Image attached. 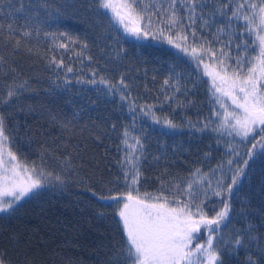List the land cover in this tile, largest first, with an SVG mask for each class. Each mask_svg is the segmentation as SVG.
<instances>
[{
    "label": "trees",
    "instance_id": "trees-1",
    "mask_svg": "<svg viewBox=\"0 0 264 264\" xmlns=\"http://www.w3.org/2000/svg\"><path fill=\"white\" fill-rule=\"evenodd\" d=\"M37 2L39 0H0V23H13L20 28L25 25L23 18L30 4ZM21 3L24 11H19ZM47 3V11L54 15L46 17L45 9H32L40 13V20L47 22L38 25L39 36L35 33V20L27 25L33 31L32 36L23 37L18 31L15 36L21 40L18 51H14L6 33L0 32V56L5 61L0 64V97L7 98L8 87L14 82L27 81V88L8 104H0V111L7 117L8 147L29 165L43 161L45 169L60 175L64 183L53 182L42 189L40 195L21 201L11 216L0 219V251L12 264H104L113 245L124 246L125 235L117 206H102L88 189L94 185L99 187L97 181L120 177L116 161L123 151L117 149L121 146L120 135L125 126L145 142L148 158L141 165L139 191L142 197L145 193L159 194L161 182L166 187L171 181L183 184L193 179H211L214 182L221 173L212 170L231 158L228 146L238 148L243 156L250 144L246 147L239 138L228 135L219 137L217 142L218 135L212 128L218 127L220 118L214 113L223 109L211 102L212 85L204 75L202 64L197 67L188 54L151 36L142 45L125 41L119 31L110 26L107 16L98 12L92 0H47ZM222 23L220 21L216 27ZM195 27L200 36L199 22ZM233 30L241 32L243 28L234 24ZM45 31L67 33L79 43H87L88 47L81 49L78 44L69 45L68 50L54 48L51 38L43 34ZM203 38L212 42L217 50L229 39L221 36L219 42H214V30L212 34L205 32ZM245 39L252 47L255 37ZM73 47L82 55L75 56ZM224 50L233 57L237 55L234 47ZM257 51L248 54L255 56ZM53 56L57 61L63 58L64 64L54 68L50 63ZM204 63L216 66L207 58ZM66 67L73 71L66 72ZM92 71L106 76L113 84L123 76L129 85L124 94L135 102L137 111L129 112L128 100L121 101L119 93L114 97L105 95L103 85L76 82L90 79ZM166 79L168 85L164 84ZM173 85L179 87V91H174ZM224 103L228 110V103L225 100ZM142 105L152 106L156 117L171 120L176 128L157 124L150 116L143 115L139 110ZM29 107L34 111L29 112ZM50 114L57 121L70 122L69 128L63 129L53 122ZM204 123L209 127L199 131ZM65 159H70L71 164L66 165ZM196 169L208 175L194 177ZM120 191H126L122 184ZM164 195L169 193L165 191ZM244 203L249 211L241 214ZM221 207L218 197H212L205 204L209 217L214 215L212 208ZM262 207L264 192L257 170L254 178L245 184L244 191L233 197L230 222L221 225L218 235L227 244L234 229L243 233L249 224L256 229V235L264 234ZM100 213H103L102 218ZM249 256L257 264H264L253 247L240 248L235 253L228 249L223 258L225 264H247Z\"/></svg>",
    "mask_w": 264,
    "mask_h": 264
},
{
    "label": "snow or ice",
    "instance_id": "snow-or-ice-1",
    "mask_svg": "<svg viewBox=\"0 0 264 264\" xmlns=\"http://www.w3.org/2000/svg\"><path fill=\"white\" fill-rule=\"evenodd\" d=\"M92 2L97 5L101 15L107 16L110 26L116 28L123 39L131 44L142 45V42L151 36L155 40H165L169 45H174L176 49L188 54L197 67L204 64L205 58L212 60L218 71L215 69L207 71L210 66L204 64L206 74L212 78L211 102L223 109V112L214 113L220 120L218 127H213L212 131L217 133L218 143L219 137L228 135L234 139L239 138L246 147L250 144L243 156L238 148L228 146L231 158L212 170L213 173L217 170L221 173L214 182L211 179H193L183 184L171 181L169 187L161 182L159 194L145 193L142 197L139 191L143 175L141 165L148 158L145 142L139 136L133 135L130 128L125 126L120 135L121 146L117 149L123 151V155L116 161L122 180L117 177L106 182L97 181L99 187L94 185L88 189L91 197L102 206H117V216L125 235L124 246L113 245L111 255L104 264H225L223 257L228 249L235 253L240 248L250 247L256 248L260 259L264 260V234L256 235L253 225L249 224L243 233L234 229V235L227 244L223 237L218 235L221 225L230 222L233 197H238L244 191L245 184L254 178L257 170L261 174V191L264 192V0H92ZM48 7L47 0L30 4V10L23 18L25 25L20 28L14 27L13 23H0V32L6 33V38L14 51H18L21 44V40L15 38L18 31L23 37L32 36L33 31L29 30L27 25L35 20L37 25L35 33L39 36L38 25L47 22L40 20V13L33 12L32 9L43 8L46 10V17H52L54 14L47 11ZM209 8L213 10L207 11ZM19 11H24L23 3ZM55 11L58 13L59 9ZM220 21H223L222 25L216 27ZM241 21L243 24H240ZM197 22L200 25V36H197L195 27ZM234 24L240 25L243 31H234ZM213 30L216 36L214 42H219L221 36L229 37L218 50L212 47V42L203 38L205 32L212 34ZM43 34L51 38L54 48L68 50L69 45L78 44L81 49L88 47L87 43H79L67 33L45 31ZM246 36L255 37L252 47L249 46L248 39H245ZM64 40L68 42L65 43ZM234 40H240L241 43L234 44ZM233 47L237 51L235 57L224 50ZM251 51H257V55H249ZM73 54L79 57L82 52H75L73 47ZM4 62V57L0 56V64ZM50 63L54 68H59L64 61L63 58L57 61L53 56ZM65 70L68 73L73 71L71 67H66ZM90 76L88 80L76 82L103 85L106 89L105 95L114 97L119 93L121 101L128 100L129 112L134 114L137 111L135 102L124 94L129 85L125 83L123 76L117 84H113L106 76L96 71H92ZM164 84L168 85L169 81L166 79ZM172 87L174 91H179L176 85ZM26 88L27 81L20 84L14 82L8 87L7 98L0 97V104H8ZM225 98L230 99L231 106H234L233 111L227 110ZM139 110L143 115L150 116L157 124H164L171 129L176 128L171 120L162 121L156 117L152 106L142 105ZM20 111L23 112L25 109ZM28 111L34 110L29 107ZM50 116L51 120L63 129L69 128L70 122H60L55 116L51 114ZM6 120L4 111H0V219L11 216L21 201L40 195L41 190L53 182L58 185L64 183L60 175L45 169L43 161L39 165L34 162L29 165L7 147L9 135L6 132ZM111 127L115 131L116 126L113 124ZM208 127V123H204L199 131H204ZM64 163L70 165L71 160L65 159ZM207 175L200 169H196L193 174L197 178ZM121 184L126 191H120ZM197 184L199 187H194ZM165 191L169 195H164ZM169 196L172 197L171 201ZM181 196L185 199L181 200ZM212 197L220 198L222 207L219 210L212 208L214 215L209 217L205 204ZM248 211V205L244 203L240 213L245 214ZM261 213L264 214V207ZM99 215L103 217V213ZM201 240L204 242L201 243ZM0 264H12L2 251ZM247 264H257V261L249 256Z\"/></svg>",
    "mask_w": 264,
    "mask_h": 264
},
{
    "label": "rangeland",
    "instance_id": "rangeland-1",
    "mask_svg": "<svg viewBox=\"0 0 264 264\" xmlns=\"http://www.w3.org/2000/svg\"><path fill=\"white\" fill-rule=\"evenodd\" d=\"M204 64H206V63H204ZM204 64H202V69H203V72H204V75H205V77H207V79L210 81V83H211V85H212V78L210 77V76H208L207 74H206V71H205V69H204ZM210 67L207 69V71H212L213 69H215V70H219L218 69V67H216V66H212V65H210V64H208ZM212 87H213V85H212ZM225 101L228 103V105H229V109H228V111H233V107L234 106H231V101H230V99H228V98H225ZM7 147H8V145H7ZM9 148V147H8Z\"/></svg>",
    "mask_w": 264,
    "mask_h": 264
}]
</instances>
